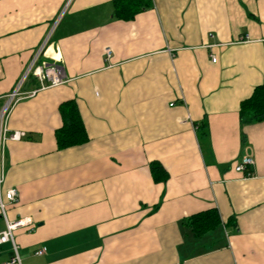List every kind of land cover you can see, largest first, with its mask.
<instances>
[{
	"label": "crops",
	"instance_id": "1",
	"mask_svg": "<svg viewBox=\"0 0 264 264\" xmlns=\"http://www.w3.org/2000/svg\"><path fill=\"white\" fill-rule=\"evenodd\" d=\"M111 1L0 0V108L38 54L63 76L8 118L25 133L3 156L6 216L31 222L20 264H264V123L238 118L264 85V0H151L130 21ZM66 101L87 141L58 150ZM209 209L220 225L195 236Z\"/></svg>",
	"mask_w": 264,
	"mask_h": 264
},
{
	"label": "trees",
	"instance_id": "2",
	"mask_svg": "<svg viewBox=\"0 0 264 264\" xmlns=\"http://www.w3.org/2000/svg\"><path fill=\"white\" fill-rule=\"evenodd\" d=\"M113 15L117 20L130 21L135 15L151 8V0H112ZM32 79V76H29ZM58 113L62 125L55 131L58 150L82 145L87 141L83 124L73 101L59 105ZM238 118L241 123H264V85L256 87L251 96L239 104ZM152 173L164 175L162 168L155 163L150 165ZM188 224L195 236L211 231L220 225L215 209L196 213L188 218Z\"/></svg>",
	"mask_w": 264,
	"mask_h": 264
},
{
	"label": "built area",
	"instance_id": "3",
	"mask_svg": "<svg viewBox=\"0 0 264 264\" xmlns=\"http://www.w3.org/2000/svg\"><path fill=\"white\" fill-rule=\"evenodd\" d=\"M39 55V54H38ZM37 55V56H38ZM105 55L107 58L110 56V51L105 50ZM37 56L32 61L28 70L24 73L21 82L17 87L5 97V101L0 108V218L4 222V230L0 232V245L11 244L12 256L8 264H20L18 257V248L14 242V234L16 231L21 229L30 228L31 222L29 219H17L10 221L6 216V206L9 204H14L17 202V192L15 189H9L5 192L2 191L3 184V156L4 148L7 142H18L25 137L24 132L12 131L8 128V118L10 112L18 100L24 97H31L42 89L48 87H56L63 83V76L60 69L56 65H48L45 62H40L37 64ZM216 59L211 56V62L215 63ZM32 76L35 79L39 87L36 90L29 92L22 91L23 81ZM253 165V160L250 156H244L240 162L235 166V171L244 174L246 177H251V172L249 168ZM30 230V229H29ZM43 252L40 250L37 255H41Z\"/></svg>",
	"mask_w": 264,
	"mask_h": 264
}]
</instances>
